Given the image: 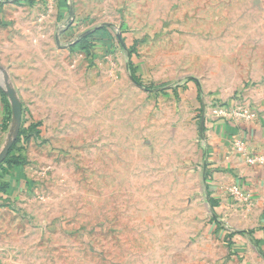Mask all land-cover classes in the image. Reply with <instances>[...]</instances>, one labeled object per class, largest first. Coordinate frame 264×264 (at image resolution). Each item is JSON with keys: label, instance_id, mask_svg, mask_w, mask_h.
<instances>
[{"label": "rangeland", "instance_id": "obj_1", "mask_svg": "<svg viewBox=\"0 0 264 264\" xmlns=\"http://www.w3.org/2000/svg\"><path fill=\"white\" fill-rule=\"evenodd\" d=\"M3 1L0 68L39 133L0 264H227L199 126L258 89L264 0Z\"/></svg>", "mask_w": 264, "mask_h": 264}, {"label": "crops", "instance_id": "obj_2", "mask_svg": "<svg viewBox=\"0 0 264 264\" xmlns=\"http://www.w3.org/2000/svg\"><path fill=\"white\" fill-rule=\"evenodd\" d=\"M4 2L3 0H0ZM2 5H0V20L3 22ZM264 74L256 78L257 90H249L242 94L238 103L247 105L255 113L252 121H226L216 119L205 120V165L204 182L205 194L211 210V225L208 231L226 224L232 234L225 246L223 257L230 256L227 264H264V165L249 167L244 159L233 148L234 138H242L251 154L264 155ZM4 95L0 86V143L6 140L5 132L11 122H6ZM5 97V95H4ZM8 103L7 98L5 97ZM237 103L235 97L230 100ZM228 103V102H227ZM9 105V103H8ZM10 107V105H9ZM11 111V110H10ZM24 111V110H23ZM8 123V126H7ZM8 182L11 186L7 193L0 194V217L10 209L7 203L16 199L19 187L27 186V179L21 176V167L10 170ZM237 185L249 195V201L238 205L227 192L228 187ZM211 201L216 204L212 207ZM11 212V211H10ZM9 212V213H10ZM219 233V232H218ZM221 243V244H222ZM226 252V253H225ZM235 256H233V255Z\"/></svg>", "mask_w": 264, "mask_h": 264}, {"label": "built area", "instance_id": "obj_3", "mask_svg": "<svg viewBox=\"0 0 264 264\" xmlns=\"http://www.w3.org/2000/svg\"><path fill=\"white\" fill-rule=\"evenodd\" d=\"M218 107L217 115L220 116V119L222 120L249 122L255 118V113L250 109L249 106L246 105L235 106L234 104L220 103ZM233 148L244 159L245 165L249 167L264 165V155L249 153L245 142L241 137L234 138ZM227 192L238 205L247 203L249 201V195L237 185L228 187Z\"/></svg>", "mask_w": 264, "mask_h": 264}, {"label": "trees", "instance_id": "obj_4", "mask_svg": "<svg viewBox=\"0 0 264 264\" xmlns=\"http://www.w3.org/2000/svg\"><path fill=\"white\" fill-rule=\"evenodd\" d=\"M29 3L30 0H25ZM34 1V0H32ZM0 3H3L2 1H0ZM2 5V4H0ZM64 7H68L66 1L64 4ZM99 32H101L102 34H104V32L102 30H100ZM3 99H4V106H5V113L7 115L6 117V122H10L11 119V111H10V107L8 105V103L6 102V99L4 97V95L2 94ZM25 111H23L22 109V126L19 132V135L14 143V145L12 146V148L10 149L6 159L0 164V194H4L7 193L8 190L10 189V182L6 181L8 180V177H10V170L12 169H16L18 167H21L23 165V160L25 159V153L27 150V147L29 145V141L30 139L33 137L32 133H39L38 130H36V128L39 126L38 124L34 123L33 121H29L25 119ZM7 123V126H8ZM215 202L211 201V205L212 207L215 206ZM217 227H221L219 225L218 222H216ZM232 234H236V233H230L228 234L229 236H231Z\"/></svg>", "mask_w": 264, "mask_h": 264}, {"label": "water", "instance_id": "obj_5", "mask_svg": "<svg viewBox=\"0 0 264 264\" xmlns=\"http://www.w3.org/2000/svg\"><path fill=\"white\" fill-rule=\"evenodd\" d=\"M0 86L5 97L8 100L11 110V124L9 127V131L5 140L4 145L0 150V164L6 159L10 149L14 145L22 123V104L17 96L16 90L13 88L11 83L9 82L8 76L6 72L0 68ZM200 132L204 129V116H201Z\"/></svg>", "mask_w": 264, "mask_h": 264}]
</instances>
